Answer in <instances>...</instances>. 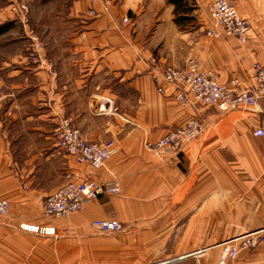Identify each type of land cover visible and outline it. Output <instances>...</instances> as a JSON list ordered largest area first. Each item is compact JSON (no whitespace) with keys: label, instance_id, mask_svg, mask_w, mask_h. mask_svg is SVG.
Masks as SVG:
<instances>
[{"label":"crops","instance_id":"obj_1","mask_svg":"<svg viewBox=\"0 0 264 264\" xmlns=\"http://www.w3.org/2000/svg\"><path fill=\"white\" fill-rule=\"evenodd\" d=\"M22 1L30 23L47 21L42 36L59 39L0 58V197L10 203L0 218V264H48L26 258L29 243L48 240L57 264H220L223 243L264 230V101L226 113L181 107L171 85L157 92L148 61L160 70L192 59L223 86H249L253 65L264 64V0H233L252 27L245 43L179 30L166 0ZM5 2L0 25L14 20ZM194 2L202 9L210 0ZM193 118L206 129L179 154L162 158L146 147ZM60 119L90 143L115 142L104 168L77 165L57 148ZM112 178L120 195H99L67 218L43 215L45 198L69 181ZM113 217L121 231L93 227ZM22 225L52 227L55 236ZM226 264H264V243Z\"/></svg>","mask_w":264,"mask_h":264},{"label":"built area","instance_id":"obj_2","mask_svg":"<svg viewBox=\"0 0 264 264\" xmlns=\"http://www.w3.org/2000/svg\"><path fill=\"white\" fill-rule=\"evenodd\" d=\"M104 0H89L90 4ZM108 2L105 3L107 5ZM13 13L22 16L27 12L25 5L14 6ZM89 17L97 16L92 9ZM207 23L204 31L207 37L223 39L233 37L240 43H245L252 27L248 20L242 18L233 0H211L207 11ZM127 22V19H124ZM150 76L153 79L158 93L164 94V87L171 85L174 89V98L180 106L213 107L219 113H226L264 101V64L255 63L250 71L253 83L240 87L237 80H232L230 86H223L218 82V77L212 71L201 69L196 60L188 61L179 67L166 66L158 68V61L152 56L149 60ZM54 129L55 144L67 156L73 158L77 165L88 164L93 169L105 167V162L116 153L113 140L104 143H90L80 132L71 125L67 119H60ZM206 129L205 122L200 118H193L183 126L170 129L166 135L153 144L146 143V147L153 149L164 158L169 155H177L183 150V146L198 139ZM256 135H263V130L258 129ZM120 195L121 190L116 178L109 182H95L85 180L83 182L69 181L61 188L45 198L41 210L48 218H67L71 214L82 210L84 204L98 198L99 195ZM10 203L0 197V218L7 217L10 213ZM93 227L99 233L114 234L121 231L122 226L114 217L107 220L94 221ZM21 230L39 235L55 236L52 227H38L22 225ZM264 243V230L246 233L235 239H231L221 245L219 257L220 264L235 259L240 251L254 249ZM173 260V259H172ZM172 260L159 261L154 264H172Z\"/></svg>","mask_w":264,"mask_h":264},{"label":"rangeland","instance_id":"obj_3","mask_svg":"<svg viewBox=\"0 0 264 264\" xmlns=\"http://www.w3.org/2000/svg\"><path fill=\"white\" fill-rule=\"evenodd\" d=\"M8 1L11 2V4L9 5L10 11L14 17V20L12 21L14 23L12 29L8 30L7 33L3 36V38L0 40V58H2L4 56V54H7L8 51H6L7 49L10 48L13 50H18L21 49L25 46L30 47L31 45H36L37 48H39L40 46H42L46 41V43H50V42H57L59 39V36L57 35H49V36H42V30H44L45 23L47 21H45L44 18L42 19H36L35 23H30L29 22V18H28V12H29V8L27 7V5L24 3V1L22 0H0V6H3L2 2ZM188 5L189 8L191 9V12L188 13V19L185 20L183 22V24L180 25V27L176 24V26L178 27L179 30L182 31H189V30H194V29H203L205 28V25L207 23V11H208V7L211 3H208V5L206 7L198 8L196 6V2H194V0H188ZM7 4V2H5ZM110 3V1L108 2V4ZM20 4L25 5V7L27 8V12L22 15V16H18L16 14L13 13L12 9L14 6H20ZM173 15H174V10H173ZM126 19V18H125ZM124 21V20H123ZM128 19L127 22L128 23ZM24 23V24H23ZM53 28H55V26L53 25ZM205 33V31H204ZM31 38V39H30ZM21 230V229H20ZM111 235V234H110ZM36 236V235H35ZM16 238H19V236H16ZM20 238H22L20 236ZM33 243V242H31ZM32 251L31 255L26 256V258H32L33 260H37V261H41V260H45V258H48V264H57L56 262V253H55V242L48 240L46 242V244L44 245V243L41 241L40 243H33L30 244L27 247ZM222 248V247H221ZM18 250V248H17ZM221 252V251H220ZM42 253V255H41ZM47 253V254H46ZM47 255V257H46ZM21 260H25L28 261V259H24V258H18V262L19 264H22ZM36 264V263H34Z\"/></svg>","mask_w":264,"mask_h":264},{"label":"trees","instance_id":"obj_4","mask_svg":"<svg viewBox=\"0 0 264 264\" xmlns=\"http://www.w3.org/2000/svg\"><path fill=\"white\" fill-rule=\"evenodd\" d=\"M187 1L188 0H166L167 3L171 4L174 7V21L179 27L185 20L188 19L187 15L191 12ZM13 25V22H6V24H1L0 36L10 30Z\"/></svg>","mask_w":264,"mask_h":264}]
</instances>
